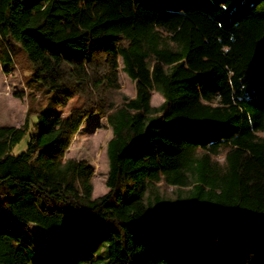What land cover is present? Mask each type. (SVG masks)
<instances>
[{"label":"trees","instance_id":"16d2710c","mask_svg":"<svg viewBox=\"0 0 264 264\" xmlns=\"http://www.w3.org/2000/svg\"><path fill=\"white\" fill-rule=\"evenodd\" d=\"M15 47L30 101L68 110L0 125V264H264V0H0L4 71ZM89 117L112 129L96 197L66 157Z\"/></svg>","mask_w":264,"mask_h":264},{"label":"rangeland","instance_id":"374dc122","mask_svg":"<svg viewBox=\"0 0 264 264\" xmlns=\"http://www.w3.org/2000/svg\"><path fill=\"white\" fill-rule=\"evenodd\" d=\"M118 82L120 87L113 93L115 101L120 100L123 96L134 97L135 84L123 70V62L119 57ZM32 73V68L19 47L13 48V64L9 71H4L0 62V125H21L29 110L38 106L40 109L48 112L67 111L68 107L59 109V106L53 103L52 94H45L41 91L34 92L35 101H30L26 89V79ZM163 102V94L155 85L152 90L151 104L154 107L160 106ZM73 101L69 103V106ZM112 135V129L105 117L99 119L89 117L85 120L78 133L76 134L71 146L69 147L66 157L83 159L93 170L91 182L93 186V196H100L107 192L106 178L108 173V158L106 145ZM30 134H26L14 149V154H19L25 149ZM220 162L224 161V155L217 157ZM160 191L165 195H171L172 188L159 185ZM35 236L45 244H52L56 240H63L61 233L50 232L40 226L31 225Z\"/></svg>","mask_w":264,"mask_h":264}]
</instances>
